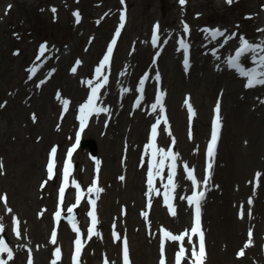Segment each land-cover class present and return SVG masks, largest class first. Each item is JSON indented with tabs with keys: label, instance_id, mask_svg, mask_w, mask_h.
<instances>
[{
	"label": "rangeland",
	"instance_id": "374dc122",
	"mask_svg": "<svg viewBox=\"0 0 264 264\" xmlns=\"http://www.w3.org/2000/svg\"><path fill=\"white\" fill-rule=\"evenodd\" d=\"M53 8L56 9L55 13ZM121 9L127 13V24L110 61L115 85L125 73L126 81L134 89L138 75L151 64L150 59L158 49L157 45L154 48L149 45L154 26L159 25L163 36L178 32L171 35L173 40L160 58V65L163 75V67L170 68L165 81L171 95L169 106L173 126L170 129L179 138L178 148L182 156L196 165L198 170H202L204 162V151L203 154L202 151L198 153V146L211 137L212 112L215 113L217 102L220 104L219 97L225 98V101L234 94L230 83L235 79L225 71L222 60L217 64L213 56L209 54L210 58H207L206 52L201 50L200 41L203 36H208L203 30L208 26L221 25L231 33L238 30L242 36L264 37V31H258L264 29V0H233L231 4L226 0H186L183 5L180 0H0V105H3L0 107V162L4 165L0 170V217L2 220L4 217L9 224L8 230L4 228L9 239L17 242L18 247L20 244L27 246L25 250L17 247L13 264H27L26 257H32L29 253L36 255L44 242H51L54 230L57 242L52 244L45 264L55 259L57 247L61 249V257L69 255V260L64 262H74L72 249L76 232L66 226L72 222H64L62 218L68 213L70 200L76 196L78 189L73 183L61 205L57 194L60 189V167L58 173L55 170L57 178L49 180L47 164L52 147L64 155L65 149L74 140V130L79 125L75 122L79 116V106L91 94L87 81L95 79V70L115 37L113 34L120 15H123ZM77 12L80 14L79 22L75 16ZM185 24L196 40L195 64L189 74L183 70L181 50H178L177 43V38L186 34ZM201 30L203 33H199ZM240 36L233 40L232 50L239 44ZM41 45L46 46L43 55L40 54ZM77 61L81 63L77 64ZM37 64L39 71L37 67L35 74L31 75V70ZM51 65L57 71L49 81L42 83ZM74 67L75 72L72 71ZM133 95L134 92H131L123 104L116 101V96L109 99L103 96L104 102L109 100L112 105L116 104L118 113L111 122H106L103 117L93 119L87 131L86 139L95 141L96 158L103 164L99 171L102 181L99 187L103 188L104 194L98 203L102 229L98 231L99 235L86 242L89 249L83 254L84 264H89L94 254L97 255L93 257L97 263L104 255L112 259L115 251L120 264L121 248L116 243V234L129 238L131 264H148L151 261L158 264L161 229L180 233L191 226V208L186 222L182 223L161 202L157 205L154 203L148 209L147 218L143 216L148 198L140 189L142 180L140 177L139 181L136 175L137 157L131 154V147L133 145L135 149L140 141L137 124L144 121L141 117L145 111L142 108L136 113L130 111ZM187 95L194 99L199 113L194 139H188L186 134L183 97ZM64 99L70 101L66 112ZM231 101L226 100L228 106L220 105L226 122L221 140L219 172L216 174L219 182H222L225 159L241 128L233 119ZM178 110L183 112L182 122L174 117ZM148 127L145 123L146 133ZM100 130L105 137L100 138ZM89 150V147L79 148L72 178L83 186L90 184L97 176L93 166L96 160L90 156ZM123 154L128 155L127 170L126 165L121 163ZM116 165L120 169L117 170ZM121 176L126 179L120 180ZM44 181L47 183L44 184ZM5 194L6 204L3 201ZM8 208L12 211H7ZM60 209H63L62 215L57 223L54 214ZM77 210V219L85 228L91 210L87 204ZM229 215L237 218V205L226 201L222 189L213 192L204 216V223L209 229L208 264H228L220 260L223 256L230 258L231 264V259L240 251L239 246L232 247L224 240L219 243L217 253L215 241L211 240L215 224L226 236L225 218ZM16 219L20 221L19 238L15 234ZM60 222L62 226H57ZM2 223L5 227L6 223ZM166 249L172 260L174 248L166 245Z\"/></svg>",
	"mask_w": 264,
	"mask_h": 264
},
{
	"label": "snow or ice",
	"instance_id": "6c2138e0",
	"mask_svg": "<svg viewBox=\"0 0 264 264\" xmlns=\"http://www.w3.org/2000/svg\"><path fill=\"white\" fill-rule=\"evenodd\" d=\"M226 2L228 4H231L233 3V0H226ZM180 3L181 5H183L186 3V0H180ZM8 7L10 9L11 5H9ZM52 11L53 13H55L56 9L53 8ZM75 16L77 18V22H79L80 14L77 12L75 13ZM124 19L125 17L122 15L121 16L122 23L120 24V29H122L124 26L123 25ZM158 31H159V25L157 24L156 26H154V34L152 38V42L154 45H156L159 41ZM184 31L186 33L189 32V28L186 24L184 26ZM203 31L207 33L210 40H217L219 37H224L223 43L220 45V47H223L224 44H226L229 40L235 39L237 36V33H231L230 35H225L226 30L222 31L219 28L204 29ZM258 31H264V29H258ZM119 35H120V31L117 30V32L115 33V36L118 38ZM178 43H179L180 48L184 49L185 51H187V49L189 48V45L184 40V38H180ZM115 44H116V39H113L111 41V45L107 49L106 55L103 57V60L101 61L100 65L95 70L97 80H100L101 76H103V80L98 83H95L94 86H93L92 80L87 81V84L91 86V94L88 97L87 101L79 106V116H78V119L80 121L79 130L75 136V144L73 145L72 148H70L67 151L66 160L63 165V186L59 189V202L61 205L63 204L65 190L69 185V177L73 169V161H72L73 153L76 151L77 146H79L81 143V135L84 133L86 127L88 126L89 118L93 114L98 115L100 113L110 112V109L108 107L99 106L97 104V101L100 99L99 97L100 90L108 83V77L107 75H104L103 70L105 69L107 65L110 64L111 56L113 53V47L115 46ZM45 51H46V46L41 45L40 54L43 55ZM216 51L217 49H213V54H215ZM16 54H19V53L17 52ZM248 54H251V61L254 67H245L244 64L242 63V58L247 57ZM79 63L81 62L77 61V64ZM188 63L189 61L186 57L184 60V64L186 67L188 66ZM226 63L229 68L236 70L239 76L246 78V82L244 85L245 88H254L258 85H264V41H261L259 43H253L241 35L239 37V46L236 48L234 54H231L226 58ZM72 71L75 72L76 68L74 67ZM34 74H35V68L31 70V75H34ZM31 75L29 78H31ZM147 79H148V76L145 75L143 78H141L139 82L138 90L141 93V96L136 102L137 107H139L140 105V100L143 99L144 84ZM156 79L157 81H159L160 79L159 73L156 74ZM123 91L127 92L129 91V89L125 88ZM164 95H165L164 92L162 91L159 92L156 103H154L151 106L153 112H156L157 108H160L161 111H163L162 101H163ZM69 104H70L69 100L67 99L63 100V108L65 112L67 111ZM0 107H3V105H0ZM188 107H189V111L191 115L194 116L195 111L194 109H192L190 103L188 104ZM214 111H215V117H214V122H213L211 140H210V143L208 144L207 152H206L208 163L206 167V175L203 181L201 182L197 180L194 168L189 167L186 162L183 165L186 171V174H187V179L192 181L194 190L192 191L191 195L186 196V197L182 196L181 199H186L189 206H194L193 226L190 229H185L180 234H174L167 229H161L162 238H161V243H160V252H161L160 264H166V258L164 255L166 241L179 242V250L176 252V255H175V264H184L185 260H189L190 264H204L206 260L207 253H206V247H205V234H204V230L202 228V222H201V203L205 199L207 187L211 179V175H212L211 170L213 167V160L215 157L216 147L219 141L220 130L222 127L219 102H217V105ZM32 118L35 121L36 119L35 114H33ZM163 122L167 123L166 116L163 117ZM160 124H161V119L158 118L156 122L151 126L150 142L145 146V152L148 153L150 151V154H151V163L147 170V184H148L147 195L149 197L148 207L151 208V204H152L151 196L153 193H155L156 195H161L159 189L155 187L154 181L157 177H161V179H163L162 172L166 166V161H170V164L168 165V167L170 168V174L167 176V183L164 184L165 191L163 192L162 195H163L164 204L168 208L170 214L172 216H175L177 213H176V208H175L173 201L175 199L174 193L178 185L175 183L174 178L177 175V159L179 157V153L173 151L171 148H169L168 150H165L157 146L158 128ZM168 134L171 135L170 129H169ZM172 144L173 145L175 144L174 138L172 140ZM49 156L50 158L47 164V175H48V179L50 180V179H53L55 176V170H56V164H57V160H56L57 148L56 147H52ZM158 157L160 158L158 159ZM95 163H96L97 176L93 184L87 189V192L89 194V197H91L92 193H95L98 198L99 194L103 192V188L98 186L101 162L99 160H96ZM3 167H4L3 163L0 162V170H2ZM261 175L262 174L259 172L255 174L257 186L259 185ZM119 179L124 180V177L121 176L119 177ZM46 183L47 181H44V184ZM73 183L77 189L81 188V185L78 182L73 181ZM201 184L203 185V190H201ZM82 195H83L82 192L78 193L76 204L72 205V207L68 209V212H72L73 209L77 207V205L81 202ZM3 201L5 204L7 203L6 194L3 197ZM252 202L253 201L250 197L248 199V204L251 205ZM90 204H91V211L88 213V215L91 217V227L88 229L89 238H91V236L93 235H99V233L95 231L97 223H98L97 214H96V199H90ZM7 211L11 212L12 210L11 208H8ZM42 214L43 213H41V215ZM244 214H245L244 208H243V205H241L240 212H239L241 219H243ZM247 214L250 216L251 211L249 210ZM61 215L62 213L59 210L54 214L55 220L57 223H59L61 219ZM148 215L149 213L147 211L143 212V216L145 218H147ZM70 219L72 220L73 230L77 232L78 234H80V229L77 226L75 217L74 216L70 217ZM15 223L17 225L15 234L19 238L21 236V232L19 229V224H20L19 219H16ZM3 231H4V225L2 222H0V233H2ZM56 237H57V233L54 230L51 234L52 244H56L57 242ZM193 237H198V245L197 243L193 242V239H192ZM186 238L188 240V243L192 245L190 257L188 255V249L184 246V241ZM115 239L120 240L121 239L120 235L116 234ZM251 245H252V232L251 230H249L248 240L246 241L244 247L241 248L240 251L237 253L238 257H243L245 255V249L247 247H250ZM82 248H83L82 238H77L75 241V254L73 258L74 264H80L79 258L81 255ZM29 251L31 252V250ZM3 253H7V259L0 258V264H8V261L13 259V251L8 246V244L5 242V240L3 238H0V254H3ZM60 259H61V249L57 247L55 249V259L52 261V264H57V261H59ZM123 261H124V264H130L128 241L126 238L123 239ZM29 264H32L31 257L29 259ZM105 264H108L107 260H105Z\"/></svg>",
	"mask_w": 264,
	"mask_h": 264
},
{
	"label": "bare ground",
	"instance_id": "6f19581e",
	"mask_svg": "<svg viewBox=\"0 0 264 264\" xmlns=\"http://www.w3.org/2000/svg\"><path fill=\"white\" fill-rule=\"evenodd\" d=\"M119 31L121 33L123 31V28L122 29L119 28ZM199 33H203V31L201 30L199 31ZM174 34H178V32H175ZM158 36H159V33H158ZM261 41H264L263 36L261 37V39H258L255 43H259ZM204 45L207 48H209V46L213 47V40H210L209 42L206 41ZM230 46L231 45L229 41L223 47H219L218 48L220 51L219 56L217 52L213 54V49H212V52H210L209 50L207 52V55L205 56L207 58H210V55L213 56L214 57L213 59L216 61L215 63L218 64L219 61H221L220 58L224 57V55H229V54H226L227 52L226 50H229ZM163 69H164L163 83L165 84V81L167 80V77H168L167 75L170 72V68L168 66H164ZM112 70L113 69H110L109 65H107L105 69L103 70V72L106 71L104 75H106V73L107 74L110 73ZM149 70L152 73H155L157 71V69L153 67H150ZM229 71L235 76V79L232 80V82L230 83L232 87L231 91L234 94L231 95L230 99H226V100L227 101L232 100L231 102L233 103L232 104L233 119L235 120V122H238L241 128H240V131L237 133L235 140L233 141V143L235 144L232 145L225 159L224 170H223L224 174L222 177L221 189H222V195H224V198L226 199V201L227 202L230 201L232 204L237 205V211L239 210L240 206L243 205L245 214H244L243 219H240L239 217L236 218L231 215H229L228 218H225L226 236L220 232V229L217 228L218 224H215L214 231L211 234V240L213 239L215 241L217 253H219V250L217 251L219 243L224 240H226L232 247L234 245H237L241 249L244 247L246 241L248 240V232L249 230H251L252 245L245 249V255L243 257H238L237 255H235L231 259V264H264V101H263L264 88H261V86H256L254 88H245L244 85L246 82V78L239 76L235 70H229ZM235 74H237V76ZM126 76L127 75L125 73H123L120 76V78L118 79L119 84L122 83L124 79H125L124 80V83H125L126 78H127ZM111 82L109 86L107 87V89H104L101 91L102 96H105L106 99H109L110 97L113 98L116 94V87H115L116 83H113V82L111 83ZM125 95H124V98H125ZM168 98L169 96H167V100L169 102ZM224 99L225 98H222V97L218 98V101H220V105L223 103L224 106L225 104L226 106H228L229 105L228 102H226V100L224 101ZM97 104L99 106H102L103 103H102L101 97L97 101ZM220 110L222 112L221 106H220ZM167 113H168V116H167L168 121L172 122V125H173L172 116H170L171 113H169V110H167ZM156 115H157V111L153 112L152 110H150L149 115L148 114L146 115V113H144V115L141 117L142 119H144V121L141 122V124H137L139 126L138 129L140 130L139 132L140 141L136 144L135 149L133 145L131 147V152H132L131 154L137 157L138 169H136V175L139 181H140V177L142 180L140 189L142 193L144 192L146 194L148 193L147 170L151 163V160H150L151 154H150V151L148 153L145 152V146L150 142L151 129L149 128L146 133L144 131V126H145V123L147 125H150L151 121L156 117ZM160 117H161V114H160ZM174 117L179 122H182L183 112L181 110H178L174 114ZM186 119L192 120V117L187 116ZM221 121L226 122L225 116L221 118ZM165 125L166 123L162 121L160 128L158 129L157 146L159 148H162V146H165L166 144L171 143L173 138L175 139V143L179 141L177 134H175L176 132L174 131V133L169 135L166 130L167 126ZM99 134H100V138H103L106 136L101 130ZM86 137H87V133H85L84 139H86ZM181 142L182 143L184 142L182 138H181ZM207 147L208 145L206 141L201 142L198 146V153H201L202 150H206ZM219 150L220 149H218V152L215 158V166L213 167L214 171L216 170L218 163H219V158H220ZM159 158L160 157H158V159ZM183 159L187 160L184 157ZM99 161L101 162V160ZM76 167H77V162H76L75 168ZM102 168H103V164L101 162L100 169ZM115 168L117 170L120 169L118 168V165H116ZM177 171H178V174L176 175V178H175L178 181L177 183L178 187L176 188V191H175V193L177 192L178 194V198H177L178 205L176 207V211H177L176 216H177L178 222L182 223V222H186L187 220L188 213H189V206H188L187 200L181 199V197L187 196L189 184H188V179L186 178V175L182 173L181 169L178 168ZM257 172L262 174L260 177V182L258 186L256 184V179H255V174ZM167 176H168V171L166 170L162 172L163 179H161V177L156 178L155 187L159 189L161 195H156L155 193L152 194L151 201L152 203H155V205H157L158 202H161L164 204L163 195H162L163 194L162 185L165 182H167ZM211 177L213 178V175ZM84 190H82V193H83L82 198H84V196L86 195V192ZM139 193L140 192L138 190L137 195H139ZM250 197L253 201L251 205L248 204V199ZM72 202H73L71 203L72 205L76 203V197L72 200ZM249 210L251 211L250 216L247 214ZM76 223L80 229V234L76 232L75 238L81 234L83 236L88 235V229L90 228V224L88 223V221L86 220L85 228H82L83 225L81 226L82 223L80 220H78ZM101 223H102L101 221L98 222V225L101 226L102 225ZM60 226H62V222H60ZM66 226L70 230L73 229L72 224L66 225ZM204 230L206 232L205 228ZM96 236L97 235H93L92 237L95 238ZM82 243H83L82 249L86 251L88 248L87 247L88 244L87 243L85 244L84 242ZM116 243H118L119 246H121L120 241H117ZM174 245L175 243L172 244L171 246H174ZM187 245L192 247V245L189 243H187ZM51 246H52V243L50 241L49 242L46 241L39 248V252H37V254L35 255V257H37L35 259H37L36 261L38 264H45L47 262L46 258L47 256H49L48 253L51 250L50 249ZM19 247H21V245H19ZM112 250H115V248H113ZM190 254H191V251H190ZM190 254H189V257H190ZM3 256H7V254L3 253ZM86 256L89 257L88 253H86ZM94 256H97V255L94 254L93 257ZM72 257L74 258V256ZM93 257L88 261L89 264H104L103 259H106V258H103L102 256L100 257L101 261L97 263L95 259H93ZM108 259H109L108 264H118L119 262L116 251H115V255L113 256V258L111 259L110 257H108ZM63 260L64 261L69 260V255L68 256L62 255L60 261H63ZM220 260L228 264L230 262V258L226 256L221 257ZM64 261H63L64 264H68ZM207 262H208V259H206L205 264H208ZM148 264H155V263L151 261ZM186 264H190V261H188Z\"/></svg>",
	"mask_w": 264,
	"mask_h": 264
},
{
	"label": "water",
	"instance_id": "95a60500",
	"mask_svg": "<svg viewBox=\"0 0 264 264\" xmlns=\"http://www.w3.org/2000/svg\"><path fill=\"white\" fill-rule=\"evenodd\" d=\"M87 144L92 148V151H94V152L96 151V146H95V143L93 141H86V142L83 143V145H87ZM73 216L76 219L77 213H74L73 215L67 217L66 219H70V217H73Z\"/></svg>",
	"mask_w": 264,
	"mask_h": 264
}]
</instances>
